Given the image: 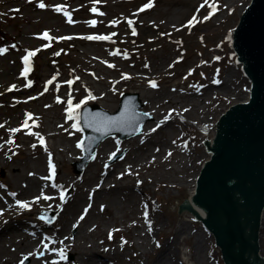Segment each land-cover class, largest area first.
Instances as JSON below:
<instances>
[{
  "label": "rangeland",
  "instance_id": "rangeland-1",
  "mask_svg": "<svg viewBox=\"0 0 264 264\" xmlns=\"http://www.w3.org/2000/svg\"><path fill=\"white\" fill-rule=\"evenodd\" d=\"M40 2H44L46 7L39 8ZM249 2L250 0H208V4L201 8L200 5L204 3V0H98L95 3L98 12L93 13L90 11L93 0H32L31 3L28 0H0V47H8V51L0 55V125H3L0 127V145H3L0 148V185H4L0 187V199L5 197L8 201L14 202L9 193L16 192L23 180L35 178L37 174L38 178L48 177L50 175L48 151L53 152L51 159L56 167V174L49 181L56 183L55 178L61 176L68 182L65 187L49 192L47 195L52 197L58 195L61 198V192H63L65 199L71 196L77 198L78 192L72 182L81 177H88L91 171L96 170L98 162L104 167H118V163L121 165L126 159L145 152V150H133L126 147L127 142L135 139L133 146L146 145V149L151 151L149 155L155 158L156 164L152 165L151 157H145L136 163L133 172L140 173V178L144 180L160 169L157 163L160 157L165 160L171 159V161L179 157L183 159L187 167L186 171L179 175L183 183L180 180L177 185H171L165 180L144 181L143 188L150 198V207L142 202L143 199L140 201L137 192H130L126 198L133 200L136 197L137 203H140L139 208L134 206L135 211L131 213L132 203L121 199L125 203L128 215L126 217L119 215V223L115 228L119 231L112 229V238L109 239V233H103L100 227H93L92 237L87 238L86 241H90L89 244H93V241L99 244L103 240V248L117 246L113 258L112 251L109 249L105 251L109 256L106 264H133L134 262L155 264L153 261L156 253L155 244L165 243L169 235H172L169 232L171 227L175 222L183 219L188 223L187 232L193 235V238L190 240L181 238L178 241L177 250L180 259L185 264H222L219 247L213 245L214 235L190 212L185 201L190 197L192 188L196 187L201 164L208 160L206 140L214 136L213 133L208 134L209 130L217 126V121L229 107L244 100L250 93L251 82L244 74L242 66L235 62L236 54L232 46L234 30L243 13L242 8L247 7ZM148 3H152L153 6L144 8V5ZM210 4L214 5L217 11L209 19L204 20L203 17L212 11ZM55 5L65 7L61 12H56L53 10ZM16 9L19 11H15ZM64 10L70 12L74 23L67 22L68 18L63 14ZM100 12L104 15H99ZM193 16L198 22L189 26L188 21ZM129 19L134 21L132 26L128 25ZM90 20H96V25L91 26L86 23ZM113 20L118 23L111 24ZM132 27L136 28L135 36L132 35ZM45 31L53 37L51 41L42 38V33ZM112 33L115 35L110 40L92 41L83 38L88 35H111ZM62 36H71L72 39L59 40L58 37ZM13 44L16 45L15 48L11 47ZM44 44H50V46L44 48L42 47ZM37 48L40 51L32 57V71L26 79L20 75L24 68L22 57L26 54V49ZM56 52L60 54L54 55ZM115 52L119 54H111ZM125 52L128 53L127 58L124 56ZM217 56L220 57L219 60L215 59ZM165 58L171 61L170 67L167 66L169 60ZM156 59L163 60L162 71L166 70V73L161 75L175 79L172 85L176 83L181 92L172 91L160 83L159 74L153 77L146 75L145 78L139 76L141 73L135 66H142L148 61L153 64ZM109 64L114 67H109ZM217 69H219L218 75ZM229 73H234L233 82L236 85L234 84L228 95L217 91L201 99L194 95L196 91L206 88L209 84L219 85L212 81L222 80ZM125 74L130 78H122ZM53 76H56V79L52 84H47ZM45 77H47L46 80ZM76 77L79 79L77 80ZM96 78L102 83L96 82ZM153 78L158 81L156 88L151 87L149 83ZM29 79L33 81V84L31 87H25ZM68 80H73L71 94L74 104L87 96L85 83H91L95 90L93 96L96 99L87 101L78 110L80 119L81 112L87 105L98 106L107 111L112 105L114 109L110 112L114 113L120 110V103L124 97H132L130 99L134 104L127 105L128 114L132 113V116H135L140 110L139 113L152 117L146 124H154L157 118L150 112L145 100L141 98L144 90L148 88L150 94L156 97V103H161L159 109L162 112H172L169 117H174L172 129L169 127L160 129L153 137L154 141L160 142L161 151L158 154L155 153V144L150 143L149 140L146 143L143 140L141 143V135L125 140L115 136L112 137L116 140L114 146L108 151L99 152L102 142L95 159L89 161L90 163L85 164L83 168L79 167L82 164L83 150L77 149L76 142L84 138L85 132L71 127L75 121H64L70 88L67 84ZM13 84L17 85V88L9 91ZM46 86L48 91H44ZM98 94L113 97L114 101L104 105L103 100L97 99ZM30 96L36 99H28ZM57 97H60L61 102H57ZM193 106L196 111L193 110ZM122 108L124 111L125 105ZM87 110H91L93 114L101 113L102 116H107L105 112L95 108ZM29 112L33 114L29 119L30 130L28 127H22L26 119L25 114ZM193 112L198 114L195 115ZM200 114L204 115L201 119H199ZM62 123L64 125L59 129ZM79 126L81 128L80 120ZM12 128H20V131L13 134L10 132ZM37 132L40 135L45 132L54 133V136L44 137L42 145L38 138L32 135ZM99 132L104 133V131ZM9 139H12L14 143H6ZM33 144L36 145L35 148L32 147ZM66 147L67 149L70 147V154L65 151ZM72 150L80 154L79 158L75 157L76 153L73 154ZM170 152L173 154L169 156ZM113 153L125 154L121 159L111 163ZM103 155L105 158L101 159ZM8 156L12 158L8 159ZM60 157L64 161H61ZM37 162L41 164L38 165L40 168L38 173L34 171ZM16 171H20V175H15ZM134 180L135 178L133 180L130 178L129 182L132 183ZM95 182L96 178H91L86 182L88 184L86 188L90 189V184ZM48 190L46 189L45 192ZM36 193L37 191H33L30 195ZM119 196L123 198L121 193ZM33 200L27 199L30 203ZM17 208L14 214L19 219L31 216L44 227L42 228L44 232H40L37 239L38 247L44 252L48 251L43 248V243H49L44 239V234L51 233V227L60 226L58 210L52 203H47L43 199L38 203H32L31 209ZM7 209L5 206H0V220L6 217ZM50 211L55 213L51 224L39 219L40 215L47 216V212ZM146 211L147 217L151 218L158 228L154 230L152 238L147 237L146 242H140L141 239L134 235L136 230L134 222L138 220L140 223L138 227L144 226L140 220L141 218L145 220ZM81 227L84 229L83 225ZM73 232L72 234H75V230ZM32 233L34 231L31 230L30 237H33ZM101 233L102 238H100ZM121 237L126 243L122 242ZM49 238L55 241L54 236L49 235ZM258 238L257 234L255 245L261 246L262 251L257 245L258 255H261L264 263V246ZM197 244H200L198 256L201 262L194 255L197 252L195 249ZM49 256L54 254L51 253ZM24 257L21 258L17 254L11 263L6 264H20ZM51 259L48 258L50 264ZM74 259L75 254L71 251L67 254L66 260L58 261L67 263ZM0 264H4L2 260ZM24 264H31V259L27 257Z\"/></svg>",
  "mask_w": 264,
  "mask_h": 264
},
{
  "label": "bare ground",
  "instance_id": "bare-ground-1",
  "mask_svg": "<svg viewBox=\"0 0 264 264\" xmlns=\"http://www.w3.org/2000/svg\"><path fill=\"white\" fill-rule=\"evenodd\" d=\"M244 10V7L242 8V11ZM215 17V16H214ZM213 17V18H214ZM215 19V18H214ZM165 60H169L165 58ZM162 59H156L155 63L146 62L144 65H136L135 67H138L141 74L139 76H142L143 78L146 77V75H150V77H153V75L159 74L160 79L159 82L162 83L165 87L171 89L172 91H179V86L175 85L173 86V82L175 79L171 78V76H165L161 75L166 73V70L163 72V63ZM171 61L169 60L167 63V66H169ZM242 64V63H241ZM147 65V67H145ZM134 66V65H133ZM166 66V68H167ZM170 67V66H169ZM168 67V69H169ZM147 73V74H146ZM49 77V76H48ZM149 77V76H148ZM234 73H229L224 79L221 80V83L219 85L209 84L206 88H203L201 90H198L195 92L194 95H197L199 99L206 98V96L209 93L214 92H222L225 93V95H228L230 90L233 88L234 84L233 82ZM250 78V76H248ZM47 77H45V80ZM96 82H100L98 78H96ZM251 79L252 86L251 89H253L254 82ZM152 80H155L153 78ZM158 84V81L155 80ZM91 83H85V86L87 88V95L89 93L93 95L94 89L90 85ZM220 90V91H219ZM254 90V89H253ZM253 90L251 93H249L246 98L242 101H240L238 104H250L251 99L253 96ZM160 97V96H159ZM141 98L145 100L146 106L150 109V112L154 114V116L157 118L156 122L149 123L144 127V130L141 134V139L144 140V143L146 141H150V143H154L155 145V153H159L162 148L159 147L160 142H156L153 140V137L160 129H165L166 127H169V129H172L171 125H173V119L169 118L165 121L164 124H162L159 128H156V125L161 121L164 120L166 116H171L172 112H162L159 109V106L161 103H156V97L152 96L150 94V91L148 88L144 90V94L141 95ZM97 99H101L104 101V105L106 103H112L114 101L113 97H107L105 95L98 94ZM36 102V100H35ZM34 103V102H32ZM233 107H231L229 110L225 112V115L228 114L230 111H232ZM114 106L111 105L109 111H113ZM193 110L196 111V108L193 106ZM198 110V109H197ZM199 111V110H198ZM193 114L197 115L198 112ZM64 121L68 122L70 120L67 119V115L64 113ZM201 115V114H200ZM204 115H201L199 119L203 118ZM189 118V117H188ZM64 123L59 125V129H61V126L63 127ZM156 128L155 132H152L151 129ZM76 130V129H75ZM207 131V130H206ZM56 133V132H55ZM213 133V138L209 140V147H216V136H217V126L213 129L209 130V133ZM43 138L46 136L52 137L54 136V133L45 132V134L41 135ZM135 139L130 140L126 143V147L140 150H145L144 153H138L133 158L126 159L123 164L119 165L118 167H104L101 166L98 162L96 164V170L91 171V173L88 174V177H81L72 182L75 190L78 192V197H72L62 200L60 196H50L52 199L50 200H44L47 203H52L55 208L58 210V218L61 219V223L59 227H51V233L44 234L45 237L54 236V246L58 247H64L66 249V254H70L71 251L75 254V259L72 262L67 263H60L58 261L59 257L57 254H54V256H49L52 252L43 250H40L38 247V238L40 232H44L42 228L43 226L40 225L38 221L33 220L31 216L23 217L19 219L15 214L14 211L18 209V205H16L15 201L17 199L21 201H27L28 198L34 199L36 196H39L41 194V190L43 189V194L47 195L49 192L52 191H58L60 187L53 188L51 185L53 184L49 180L38 178V174L35 175V178L32 179H25L23 180L20 188L16 190V197H12L14 202L8 201L7 198L2 197L0 199V206L7 207V212L5 213V218L0 220V260L3 261L4 264L11 263L13 261V258L17 256V254L22 258L24 256H27L31 259V264H50L48 262V258L56 259L58 263L60 264H106V260H109V256L105 253L107 249L113 252L112 258L114 254L116 253L117 246L112 247H102L103 240L100 241V243H96L93 240V244H89L90 241H86L87 238L92 237V229L93 227H100L103 233H109L112 229L116 228V225L119 223V215L122 217H126L128 215V211L126 209L124 201H130L132 203V209L131 213H134L135 207L139 204L137 203V198L135 197L133 200L127 199L126 197L129 196L130 192H137L140 201L143 199V203L146 206L150 207V198L148 197L147 192L143 188L144 181H153V180H165L168 181L171 185H177L179 182V175H181L182 172L186 171L187 167L185 166V162L183 159L176 157L172 161L171 159L165 160L161 159V157L158 160V165L160 166V169L150 174L148 177H146L144 180H142L140 173H135L134 168L136 166V163L140 162L141 160L145 159V157H151L149 153L150 150L146 149V145L141 144L143 146L141 148L140 144L137 146H133V142ZM70 142V141H68ZM115 140L113 138H108L105 140V142L102 143V146L100 147V150L108 151L110 147L114 146ZM78 142H76L77 145ZM70 147H66V152L70 154ZM207 148V145H206ZM78 149V147H77ZM159 149V151H157ZM48 153H51L52 158V151H48ZM72 153H76L75 150H72ZM171 155L173 152H170ZM208 153V151H207ZM185 154V153H184ZM79 153H76V158H79ZM78 156V157H77ZM170 156V155H169ZM186 156V155H185ZM73 157V158H75ZM187 157V156H186ZM40 159V156H38ZM105 158V156H101V159ZM209 159V158H208ZM61 161H64L62 157H60ZM40 161V160H39ZM151 163H155V158L151 157ZM39 162H37V167L35 168V172H39L40 168H38ZM116 165V166H117ZM123 168V169H121ZM98 170V171H97ZM17 173L15 175H20V171H16ZM98 172V173H97ZM121 173H124L123 176H121ZM96 178V182L93 184H90V189H87L86 184L87 181H89L91 178ZM119 177V178H118ZM130 178L135 180L130 183ZM57 185H62L63 187L66 186L68 180H64L61 178V176H58L55 178ZM137 181H140V183H137ZM181 183H183V180H180ZM46 189H49L48 192H45ZM196 187H193L190 192V197L186 201V205L190 209V212L198 219L199 222H203L206 216V208L194 201V194H195ZM33 191H37L36 194L30 195ZM123 196L120 197L119 195ZM30 195V196H29ZM49 196V195H47ZM119 196V197H118ZM123 199V200H121ZM59 201V203H58ZM107 202V204L105 203ZM89 205L91 207L89 208ZM101 206H103V210H101ZM85 209H87V212L85 213ZM77 213V214H76ZM263 217L261 221V228H255V240L257 239V234L259 236L258 240L263 243L264 246V206H263ZM83 215L84 219L80 220L79 217ZM1 216V215H0ZM34 221V222H33ZM93 221V222H91ZM123 222V218L121 219ZM144 226L141 225V227H138L140 223L138 220L134 222L136 225V230L134 232L135 237L141 239L140 242H146L147 237L152 238L154 230L157 227V225L151 220L149 217H145V220L141 218L140 220ZM90 222V223H89ZM149 222H151V231L148 230L149 228ZM89 223V224H88ZM85 224V225H84ZM88 224V228L86 227ZM73 225H76L75 227ZM81 225L84 226V229L81 227ZM188 223L186 221L179 220L178 222H175L174 225L171 227L169 232L172 235H169L166 242L160 244V247H156V253L154 254L155 259L153 260L155 264H185L179 257V253L177 250L178 241L183 238L184 240H190L193 238V235H191L189 232H187ZM34 231L36 234L33 237L29 236L30 231ZM75 230V234H72V232ZM74 233V232H73ZM169 233V234H170ZM67 238V239H65ZM100 238H102V233L100 234ZM59 241H63V244H60ZM81 243H84L81 245ZM52 244V243H51ZM51 244L49 245V249L52 247ZM17 245V247H15ZM122 245V244H121ZM257 245L259 250L262 251V248L259 244L255 245V255H258L259 250L257 249ZM12 250H10V249ZM261 248V249H260ZM195 249L197 250L196 254H194L197 257V260H200L198 256V251L200 249V244H197L195 246ZM40 252H44V257H41L39 255ZM29 253H32V255H28ZM140 255V254H138ZM192 254V256H194ZM47 257V260L45 259ZM77 257V259H76ZM202 260H200L201 262ZM51 262V261H50ZM134 261H132L133 263ZM133 264H136L135 262Z\"/></svg>",
  "mask_w": 264,
  "mask_h": 264
},
{
  "label": "water",
  "instance_id": "water-1",
  "mask_svg": "<svg viewBox=\"0 0 264 264\" xmlns=\"http://www.w3.org/2000/svg\"><path fill=\"white\" fill-rule=\"evenodd\" d=\"M234 45L254 82L253 96L250 104L233 106L217 121L216 147L206 141L208 158L212 157L203 168L201 164L193 200L206 208L203 223L222 249V264H264L261 255H255V228H261L264 206V0H253L246 9ZM94 108L99 110L88 109ZM141 128L138 121L137 131L128 136ZM86 129L88 161L107 137L117 132L126 136L122 129Z\"/></svg>",
  "mask_w": 264,
  "mask_h": 264
},
{
  "label": "snow or ice",
  "instance_id": "snow-or-ice-1",
  "mask_svg": "<svg viewBox=\"0 0 264 264\" xmlns=\"http://www.w3.org/2000/svg\"><path fill=\"white\" fill-rule=\"evenodd\" d=\"M28 2L31 3L32 0H28ZM96 2H98V0H93V7H91V9H90V11L93 12V13H97L98 12L97 7H95V3ZM205 4H208V0H204V3H202L200 5V7L203 8ZM152 6H153L152 3H148V4L144 5V8H150ZM38 7L43 9V8L46 7V5H45L44 2H40L38 4ZM64 7L65 6H62V5H55L53 10L56 11V12H61L64 9ZM209 7L212 8V11L209 12V14L207 16L203 17L204 20L209 19L211 17V15L215 11H217V8L214 5L210 4ZM15 11H19V9H16ZM141 11H143V9H141ZM63 14L68 18V20H67L68 23H70V24L74 23L69 11L64 10ZM99 15H104V13L100 12ZM194 22H198L197 18L195 16H193V18L188 21V25L191 26V25L194 24ZM86 23H88L91 26H95L97 21L96 20H90V21H86ZM110 23L111 24H116V23H118V21L113 20ZM133 23H134L133 20H131V19L128 20V25L129 26H132ZM161 23H163V22H161ZM131 31H132V35L133 36L137 35V31H136L135 27H132ZM114 35H115V33H112L111 35H88V36L83 37V38L87 39V40H92V41H103V40H110L112 38V36H114ZM42 38L45 39V40H48V41H51L53 39V37L50 36L48 31H45L44 33H42ZM58 39L59 40H71L72 37L71 36H68V37H63L62 36V37H58ZM49 46H50V44L42 45V47H44V48H47ZM11 47L15 48L16 45L13 44V45H11ZM7 51H8V47L7 46L0 47V55H3ZM39 51H40L39 48H37L35 50H27V49L25 50L26 54L22 57L24 68L20 72V75L25 77L26 79L28 77V74L32 71V57H34L37 54V52H39ZM59 54H60L59 52L54 53V55H59ZM111 54L112 55H117L119 53L115 52V53H111ZM127 55H128V53L125 52L124 53L125 58H127ZM215 59L219 60L220 57L217 56V57H215ZM109 67H114V65L109 64ZM145 67H147V65H145ZM218 74H219V69H217V75ZM57 75H59V73H57ZM201 75H203V73H201ZM122 78L129 79L130 77L125 74ZM55 79H56V76H53L50 80L47 81V84H52ZM76 79L78 80L79 77H76ZM212 82L216 83V84H220L221 80L220 79H214ZM149 83H150L151 87H153V88L157 87V83H156L155 80H152ZM32 84H33V81L29 79L27 84L25 85V87H31ZM67 84L70 86L69 93H68V98H67V108L65 109V111L68 114L67 115V119L75 121L74 123L71 124V127L73 129H76L77 131H83V129L80 128V126H79L80 112L78 110L81 108L82 105L86 104L87 101L94 100V99H96V97L89 93V95L85 96L84 99H81L78 103L74 104L73 103V97H72V94H71V85L73 84V80H68ZM58 87L59 86H57V88ZM15 88H17V85L13 84L11 86V88L9 89V91H11L12 89H15ZM44 91H48L47 86L45 87ZM40 95H43V93H40ZM28 99H36V97H31L30 96V97H28ZM57 102L58 103L61 102L60 97H57ZM17 103H19V101H17ZM46 107H49V106L46 105ZM185 111H187V109H185ZM25 115H26V119L23 121L22 127H28L29 130H30L29 119L32 118L33 114L29 112V113H26ZM145 115H147V114H145ZM169 118H170L169 116H166L164 118V120H161L156 125V128H159ZM133 120H134V116H129L127 105L125 106V110L121 111L120 115L119 116H115V117L102 116L101 113L92 114L91 117H89L88 113L84 114V121H85V124L88 127H93V128H95L96 131H104V132L110 131L112 128H121L123 126H133ZM136 122L138 123V121H136ZM33 125H35V120H33ZM0 127H3V125H0ZM156 128L151 129V131L155 132ZM65 130L67 131V129H65ZM19 131H20V128H12V129H10V132L13 133V134L17 133ZM32 135H34V136H36L38 138L40 144H42V145L44 144V138L38 132L37 133H32ZM6 143L13 144L14 141L12 139H9ZM141 143H143V140L141 141ZM83 146H84V140L81 139V140L78 141L76 147L83 148ZM2 147H3V145H0V148H2ZM32 147L35 148L36 145L33 144ZM45 150L47 151L46 148H45ZM157 151H159V149H157ZM13 155H15V153H13ZM112 155L114 156L115 153H113ZM168 155H171V153H169ZM11 158H12L11 156H8V159H11ZM48 167H49L50 175L48 177H46V178L45 177H41V179L51 180L52 177L55 176V174H56V167H55V165L52 162L51 153H49ZM29 175H33V173H29ZM123 175H124V173H121V176H123ZM137 183H140V181H137ZM51 186L53 188H57V187L62 188L63 187L62 185H57L55 183H53ZM0 187H4V185H0ZM9 195H11L12 197H16L17 194L15 192H11V193H9ZM41 199L50 200V199H52V197L44 195L43 194V189H42L41 190V194L39 196H36L34 198V200L32 201V203H38ZM61 199L62 200L65 199V196H64L63 192H61ZM15 203H16V205H18L19 209H21V210L31 209V206H32V203H30L28 201H21L19 199H17L15 201ZM90 207H91V205H89V208ZM101 210H103V206H101ZM86 212H87V209H85V213ZM144 215L147 218V216H148L147 211L144 213ZM39 219L41 221H46L48 224L52 223V219L46 217L45 215H40ZM79 219L83 220L84 216L81 215L79 217ZM73 226L75 227L76 225H73ZM148 230L149 231L152 230L151 229V222H149ZM113 231H119V229H113ZM32 235L35 236L36 234L32 233ZM111 238H112V231L109 232V239H111ZM44 239L48 240L49 243L53 242V240L50 239L49 237H44ZM65 239H67V238H65ZM121 240H122V242L126 243V241H123V237H121ZM49 243H43V248L45 250H48V251H50V252H52L54 254H57L58 257H59V260H66L67 259L66 249L64 247H60L58 249L55 246H53V247H51L49 249ZM59 243L63 244V241H59ZM156 246L160 247L159 242H157ZM28 255H32V253H29ZM39 255L41 257H44V252H40ZM45 259L47 260V257H45ZM25 260H27V256H25L24 259L20 261V264H24ZM51 264H58V261L56 259H53V260H51Z\"/></svg>",
  "mask_w": 264,
  "mask_h": 264
}]
</instances>
